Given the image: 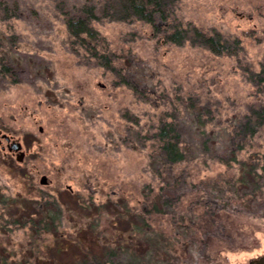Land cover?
Returning a JSON list of instances; mask_svg holds the SVG:
<instances>
[{
	"label": "rangeland",
	"instance_id": "1",
	"mask_svg": "<svg viewBox=\"0 0 264 264\" xmlns=\"http://www.w3.org/2000/svg\"><path fill=\"white\" fill-rule=\"evenodd\" d=\"M110 1L0 0V247L16 256L33 245L28 229L16 222L36 204H59L68 232L78 220L67 211L76 200L98 205L126 197L134 206L143 188L158 189L150 155L162 122L179 125L190 158L178 168L194 186L184 189L182 205L198 196L227 202L220 188L203 183L237 176V165L229 169L214 157L231 139L243 146L234 153L238 160L264 156V128L247 140L229 137L262 86L250 82L248 70L259 74L264 66V0L168 5L172 26L236 41L233 55L168 43L143 21L104 17L101 6ZM84 6H94L98 16L89 25L96 33L88 42L92 51L65 24ZM94 52L109 55L113 69L101 66ZM2 135L20 143L21 161ZM42 176L46 184H40ZM250 199L233 205L243 210L235 217L242 232L230 250L200 260L190 241L172 246L160 238L174 230L165 220L169 213L178 216L181 206L163 207L155 219L158 242L137 250L145 264H249L264 255V210ZM105 228L109 240L119 237L106 222Z\"/></svg>",
	"mask_w": 264,
	"mask_h": 264
},
{
	"label": "trees",
	"instance_id": "2",
	"mask_svg": "<svg viewBox=\"0 0 264 264\" xmlns=\"http://www.w3.org/2000/svg\"><path fill=\"white\" fill-rule=\"evenodd\" d=\"M174 1L176 0H112L104 2L101 9L104 17L111 20L143 21L171 44L189 43L215 55L236 53V41L230 44L218 34H206L196 27L185 29L180 24L172 26L168 20L171 17L168 5ZM96 19V8L84 6L79 14L70 16L65 22L69 34L87 50H90L88 42L96 36L89 25ZM93 56L101 66L113 69L109 55L94 52ZM248 73L251 83H261L262 86L257 95V102L249 105L238 126L229 134L230 139L235 134L237 139L247 140L264 128V66L259 74L249 70ZM153 138L156 142L155 154L152 153L150 157L154 162V172L160 180L158 189L143 188L141 198L134 206L126 197L107 200L98 205L92 201L86 204L83 199L80 202L76 200L73 208H68L67 211L72 212L78 220L72 223V230L68 232L63 230L60 222L63 208L59 204H36L31 211L22 213L21 219L16 222L17 225L28 229L34 246L30 244V250L21 251L19 256L0 247V264H145L143 253L137 249L155 246L158 242L153 241L158 233L155 219L157 215L164 214L163 207L172 206H181L182 209L178 216L175 213L167 214L169 217L165 220V225L174 230L166 233L168 236L165 233V236L159 235L165 242L174 246L175 243L183 245L189 244L190 241L197 249L200 260L234 248L238 240L236 234L242 232L235 217L242 215L243 210L233 205L249 195L252 196L249 201H259L258 206L264 210V193L261 192L264 188V156L262 159L252 156L249 161L238 160L234 153L243 146H237L235 139H231L227 150L214 157L217 162L230 167L229 169L233 163L237 165V176L220 175L203 183L205 188H220L227 202L219 205L198 196L185 200L182 205V197L186 195L184 189L194 188L185 172L178 169L190 160L183 143L182 130L173 121L162 122L153 133ZM226 153L233 155L225 156ZM162 190L163 194L160 193ZM103 210L109 211L110 214L107 217L105 214L101 215ZM103 217L107 220L101 226ZM105 222L107 227H111V232L119 237L111 236L110 240L106 237ZM114 225H118L121 231L113 229Z\"/></svg>",
	"mask_w": 264,
	"mask_h": 264
},
{
	"label": "water",
	"instance_id": "3",
	"mask_svg": "<svg viewBox=\"0 0 264 264\" xmlns=\"http://www.w3.org/2000/svg\"><path fill=\"white\" fill-rule=\"evenodd\" d=\"M2 138L5 139V141L7 142V150L9 152H14L16 153V160L17 161H21L22 157H23V153L21 152V145L19 142L16 141H10V138L6 135H2ZM4 149V148H2ZM40 184H46V177L42 176L40 178ZM249 264H264V255L256 258L254 260L249 261Z\"/></svg>",
	"mask_w": 264,
	"mask_h": 264
},
{
	"label": "flooded vegetation",
	"instance_id": "4",
	"mask_svg": "<svg viewBox=\"0 0 264 264\" xmlns=\"http://www.w3.org/2000/svg\"><path fill=\"white\" fill-rule=\"evenodd\" d=\"M6 146H7V143H6ZM1 148H3V147H1Z\"/></svg>",
	"mask_w": 264,
	"mask_h": 264
}]
</instances>
